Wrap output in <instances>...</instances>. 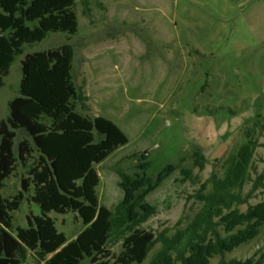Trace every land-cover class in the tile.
I'll return each instance as SVG.
<instances>
[{
    "label": "rangeland",
    "instance_id": "rangeland-1",
    "mask_svg": "<svg viewBox=\"0 0 264 264\" xmlns=\"http://www.w3.org/2000/svg\"><path fill=\"white\" fill-rule=\"evenodd\" d=\"M73 11L75 34L48 33L14 54L2 78L0 121L18 95L24 56L69 43L75 53L74 82L90 109L79 106V112L112 120L128 138L96 168L99 206L113 210L126 194L131 217L139 220L134 195L121 189L117 171L134 174L137 160L132 155L147 152L149 175L169 164L176 171L148 197L155 213L134 224L155 235L184 228L199 209L191 196L212 172L220 173V163L257 122L260 146L252 179L264 183V0H75ZM195 151L205 158L203 170L193 167ZM184 169L191 170V178H184ZM21 174L26 169L19 166L5 181L3 197L21 191ZM251 187L252 182L246 191ZM263 196L260 186L240 209ZM31 213L39 215V206L24 201L12 212L13 227H26ZM50 215L69 240L86 227L76 213ZM122 243V236H112L107 246L111 256L119 255ZM155 249L142 264L150 262ZM263 251L264 226L254 240L226 253L223 262L257 258ZM223 262L215 256L210 264ZM25 264L38 263L29 253Z\"/></svg>",
    "mask_w": 264,
    "mask_h": 264
},
{
    "label": "trees",
    "instance_id": "trees-1",
    "mask_svg": "<svg viewBox=\"0 0 264 264\" xmlns=\"http://www.w3.org/2000/svg\"><path fill=\"white\" fill-rule=\"evenodd\" d=\"M74 5L75 0H0V88L14 54L24 45L40 42L48 33L77 32ZM30 22L38 26L31 29ZM74 54L67 43L28 53L21 61L18 95L9 101L8 115L0 121V258L25 264L32 253L38 264H81L84 260L142 264L159 244L148 264H210L213 257L220 256L223 262L226 253L258 237L264 226V196L245 211L240 209L256 188L264 186L262 178L252 179L253 158L260 146L255 136L258 122L220 163V173L212 172L191 196L199 209L184 228L155 235L134 224L155 213L148 197L176 171L169 164L149 175L147 152L132 155L137 160L134 174L117 171L121 189L134 195L139 220L132 219L126 194L113 210L99 206L96 168L126 145L128 138L112 120L79 112V106L90 109L88 97L74 82ZM193 157V167L203 170L204 156L195 151ZM19 166L26 169L21 174V191L5 198L1 194L5 181ZM182 173L191 178V170ZM24 201L38 205L40 214L31 213L26 227L14 228L12 212ZM70 212L86 226L73 240L59 231L50 215ZM115 234L123 238L116 258L107 249ZM224 264H264V251L257 258Z\"/></svg>",
    "mask_w": 264,
    "mask_h": 264
},
{
    "label": "water",
    "instance_id": "water-1",
    "mask_svg": "<svg viewBox=\"0 0 264 264\" xmlns=\"http://www.w3.org/2000/svg\"><path fill=\"white\" fill-rule=\"evenodd\" d=\"M0 264H10V259L0 258Z\"/></svg>",
    "mask_w": 264,
    "mask_h": 264
}]
</instances>
